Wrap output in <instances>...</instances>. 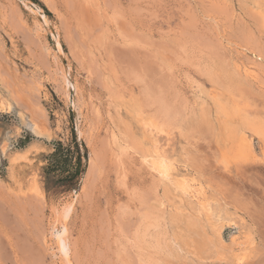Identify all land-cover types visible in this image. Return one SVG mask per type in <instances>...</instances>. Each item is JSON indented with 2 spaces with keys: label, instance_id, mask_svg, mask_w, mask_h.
<instances>
[{
  "label": "rangeland",
  "instance_id": "obj_1",
  "mask_svg": "<svg viewBox=\"0 0 264 264\" xmlns=\"http://www.w3.org/2000/svg\"><path fill=\"white\" fill-rule=\"evenodd\" d=\"M0 93V264H235L250 230L239 264H264V140L235 162L224 128L264 119V0H0Z\"/></svg>",
  "mask_w": 264,
  "mask_h": 264
},
{
  "label": "bare ground",
  "instance_id": "obj_2",
  "mask_svg": "<svg viewBox=\"0 0 264 264\" xmlns=\"http://www.w3.org/2000/svg\"><path fill=\"white\" fill-rule=\"evenodd\" d=\"M214 70H215V68H213ZM209 71V70H208ZM207 71V72H208ZM211 72H212V70H211ZM214 72V71H213ZM213 74V73H212ZM216 74V73H215ZM66 80H68V78H67V76H65V81ZM216 91H218V90H216ZM216 93V92H215ZM214 93V94H215ZM213 94V95H214ZM220 94V93H219ZM223 94H224V92H223ZM215 96V95H214ZM230 98H231V96H230ZM227 100V99H226ZM133 102V101H132ZM231 102H233V100L231 101ZM237 102V101H236ZM134 103V102H133ZM235 103V102H234ZM236 104V103H235ZM10 101L8 100V98L6 97V96H4L3 94H1L0 93V108L1 109H8L9 107H10ZM117 105V104H116ZM163 105V104H162ZM238 105V104H237ZM161 107H163V106H160V108ZM240 107V106H239ZM126 108H128V107H126ZM159 108V107H158ZM158 108H157V110H158ZM159 108V109H160ZM164 108V107H163ZM163 108H161V112H165V111H168V112H170L169 110H166L165 108H164V110H163ZM130 108H128V110H129ZM241 109V108H240ZM239 109V110H240ZM119 110H120V108H119ZM131 110V109H130ZM217 112L220 114V115H222L224 118H228L229 116H230V113H228L225 109H224V107L222 106V105H218L217 104ZM242 110V109H241ZM7 111V110H6ZM215 111V110H214ZM129 112V111H128ZM127 112V113H128ZM133 112V111H132ZM241 112V111H240ZM243 112V111H242ZM120 113H121V111H120ZM124 113V112H123ZM131 113V112H130ZM165 113H167V112H165ZM164 113V114H165ZM190 113V112H189ZM189 113L188 114H186L187 116L189 115ZM122 114V113H121ZM153 115H156V114H154V112L152 113ZM169 114V113H168ZM170 114H172L173 115V113H170ZM176 114V113H175ZM165 115H167V114H165ZM192 115H194V114H192ZM216 115V114H215ZM126 116V115H125ZM169 116V115H168ZM174 117H175V119L173 120V121H176V119H177V117L175 116V115H173ZM185 116V115H184ZM186 116V117H187ZM127 117H129V116H127ZM148 117H149V115H148ZM155 117V116H154ZM156 117H158V116H156ZM159 117H161V116H159ZM158 117V118H159ZM167 116H165L164 118L163 117H161L162 119H165ZM172 116L170 115V119H172L171 118ZM135 118V117H134ZM181 118V117H180ZM184 118V117H183ZM128 119V118H127ZM142 119V118H141ZM167 120V118L165 119V121ZM182 120V119H181ZM181 120H179L180 121V123H181ZM184 120V119H183ZM164 120H163V123H169L170 124V126L171 127H175V126H177V124L176 123H174L172 120H168V122L166 121L165 122ZM170 121V122H169ZM218 121V120H217ZM30 122H32L33 123V121H30ZM131 122V121H130ZM143 122V121H142ZM159 121L157 120V119H155V118H153V116L151 117V118H149V119H147V121H146V124L145 125H147L148 127L147 128H149V130H152V129H155V130H157V128H159L160 127V129L162 128V126H158V124H160V123H158ZM171 122H173V123H171ZM178 122V121H177ZM240 123V124H239ZM239 123H229L228 122V120H226V122H225V126H224V128H226V130H225V138H226V140L227 141H229V143L231 144V145H233L231 148H230V154H231V156L234 158V161L235 162H243V161H246L247 159H249L250 158V154H251V142H252V138H254V137H256V138H258V139H261V140H264V119H258V118H250V117H248V116H243L242 118H241V120H240V122ZM167 124H162L163 125V129H159L160 131H162L163 132V130H164V126L166 125L167 126ZM168 124V125H169ZM173 124H175V125H173ZM179 124V123H178ZM218 126L217 127H219L220 125H219V121H218ZM33 127H34V129L36 130V131H39V133L41 132V131H44V129H45V127H44V124L43 123H41V122H39V121H36V122H34L33 123ZM129 125H131V124H129ZM179 125H181V124H179ZM137 126H138V124H137ZM142 126V125H141ZM144 126V125H143ZM143 126H142V130H143V132H144V129H143ZM169 126V127H170ZM145 127V126H144ZM168 127V128H169ZM179 128H177V129H180L181 130V127L180 126H178ZM140 128V127H139ZM176 128V127H175ZM174 128V129H175ZM48 129V128H47ZM136 129V128H135ZM134 129V130H135ZM145 129H146V127H145ZM167 129V128H166ZM169 129H171V128H169ZM219 129V128H218ZM139 130V129H138ZM135 131H137V130H135ZM159 131V132H160ZM165 132H166V130H164ZM220 131H221V127H220ZM159 132H156V134L157 133H159ZM179 132V131H178ZM177 132V133H178ZM36 133H38V132H36ZM35 133V134H36ZM120 133V132H119ZM136 133V132H135ZM150 133V132H149ZM186 133V132H185ZM220 133V132H219ZM41 134V133H40ZM153 134V133H152ZM151 134V135H152ZM155 134V133H154ZM155 134V135H156ZM176 134V133H175ZM181 134V133H180ZM188 134V133H187ZM39 135V134H38ZM120 135V134H119ZM136 135H138V134H136ZM177 135V134H176ZM127 136V135H126ZM147 136V135H146ZM159 136V134L158 135H156V137L154 136L153 137V139L154 138H156L157 139V137ZM145 137V136H144ZM223 137V136H222ZM222 137H221V139H222ZM118 138V137H117ZM127 138V137H126ZM182 138V137H181ZM116 140H118V139H116ZM123 140H124V138H123ZM121 141V140H120ZM120 141H118V142H120ZM141 141V140H140ZM145 141V140H144ZM181 141H183V140H181ZM256 141H258V140H256ZM142 142V141H141ZM147 143H148V141H147ZM258 143V142H257ZM260 143V142H259ZM116 144V143H115ZM181 144V143H180ZM185 144V143H184ZM254 144V143H253ZM117 146H118V144H116ZM145 145V144H144ZM152 146H153V144H151ZM157 145H159L158 144V139H157V144H156V146ZM218 145H219V143H218ZM258 145H260V144H258ZM154 146H155V144H154ZM153 146V147H154ZM155 146V147H156ZM181 146V145H180ZM186 146H187V143H186ZM220 146V145H219ZM226 146V145H225ZM228 146V145H227ZM261 146V145H260ZM120 147V146H119ZM146 147H148V145H146ZM152 147V148H153ZM154 147V148H155ZM167 147V146H166ZM253 147V146H252ZM5 148V147H4ZM122 148V147H121ZM120 148V149H121ZM157 148H158V146H157ZM117 149H119L118 147H117ZM119 149V151L121 152V150H123V148L120 150ZM156 149V148H155ZM174 149H176V148H174ZM181 149H183V146H182V148ZM150 150V149H149ZM157 150V149H156ZM159 150V149H158ZM254 150V149H253ZM155 151V150H154ZM163 151H164V149H163ZM170 151H173V149H171ZM183 151V150H182ZM159 152H160V150H159ZM161 152H162V150H161ZM167 152V151H166ZM166 152L164 151V153L166 154ZM225 152V151H224ZM148 153V152H147ZM156 152H152V154H150L149 156H148V158H147V156H145L146 157V159H145V164L147 163V166L149 167L148 169H153L155 172H154V174H157L158 175V177H159V179L160 180H169V178H170V176H172L171 175V160L169 161L166 157H165V155L162 153L161 155H164V156H161V155H156L155 154ZM169 153H172V152H169ZM183 153V152H182ZM189 153V152H188ZM258 153V152H257ZM256 153V154H257ZM184 154V153H183ZM260 154V153H259ZM24 156V154H18V156L19 157H21V156ZM188 155V154H187ZM252 155V154H251ZM258 155V154H257ZM144 156V155H143ZM167 156V155H166ZM259 156V155H258ZM144 157V158H145ZM183 157V156H182ZM260 157V156H259ZM184 158V157H183ZM186 158V157H185ZM229 158V157H228ZM252 158V157H251ZM171 159H173V157L171 158ZM230 159V158H229ZM255 159V158H254ZM259 159V158H258ZM232 161V160H231ZM234 161H232V162H234ZM254 161V160H253ZM256 161V160H255ZM92 159H90V163L92 164ZM143 162V163H144ZM234 162V163H235ZM226 164V163H225ZM233 164V163H232ZM181 165H182V163H181ZM178 166V165H177ZM176 166V167H177ZM183 166V165H182ZM185 166V165H184ZM183 166V167H184ZM224 166V165H223ZM174 167V166H173ZM176 167H174V168H176ZM227 168H228V165H227ZM184 169H185V167H184ZM152 170V171H153ZM181 170H182V168H181ZM186 170V169H185ZM156 175V176H157ZM173 176H175V175H173ZM157 177V178H158ZM182 176H180V178H181ZM178 178V177H177ZM184 178V177H183ZM174 179H176V178H174ZM188 179V178H187ZM183 180V179H182ZM185 180V179H184ZM183 180V182H181L180 181V183H176V186H179V188L181 187V188H185V189H187L189 186H188V183H186L185 181ZM190 180V179H189ZM171 181V180H170ZM188 181V180H187ZM161 182V181H160ZM190 182V181H189ZM192 182H193V180H192ZM191 183V182H190ZM172 185V184H171ZM175 185V184H174ZM190 186H192V185H190ZM194 187V186H193ZM189 189V188H188ZM187 189V190H188ZM199 189H200V187H199ZM191 190V188L189 189V191ZM195 189H193V191H194ZM186 191V190H185ZM196 191H197V189H196ZM201 191H202V189H201ZM201 191H199L200 193H201ZM182 192V191H181ZM190 192H192V190L190 191ZM189 192V193H190ZM198 192V191H197ZM196 192V193H197ZM182 193H184V192H182ZM187 193V192H186ZM202 193H203V191H202ZM188 194V193H187ZM179 195V194H178ZM183 195H185V193L183 194ZM202 195V194H201ZM204 195V194H203ZM187 196V195H186ZM190 196V195H189ZM197 196V195H196ZM192 197H193V194H192ZM194 198H195V196H194ZM199 199H201V197L199 198ZM202 199H203V197H202ZM206 199V198H205ZM197 200V198H196V204H198L199 203V205H200V209H202V211L205 213V212H207L208 211V209L210 208V203L208 202V201H206V200ZM209 199H211V198H209ZM193 200V199H192ZM198 201V202H197ZM170 205V204H169ZM66 206V205H65ZM227 207V206H226ZM158 208V207H157ZM170 208V207H169ZM172 208V207H171ZM187 208V207H186ZM71 209H72V205H67L66 207H65V211H64V213H65V215H68L69 213H70V211H71ZM161 209V208H160ZM176 209V208H175ZM158 210V209H157ZM178 210H179V208H178ZM173 211H175L174 210V208H173ZM172 211V212H173ZM166 212V211H165ZM200 212V211H199ZM197 213H198V211H197ZM209 213H210V211H209ZM162 214H163V212H162ZM217 214V213H216ZM156 215H158V213L156 214ZM176 215V214H175ZM174 215V216H175ZM178 215V214H177ZM177 215H176V217H177ZM201 215V213L199 214V216ZM228 215V214H227ZM155 216V215H154ZM154 216H153V218H154ZM173 216V215H172ZM156 217L157 216H155V218L154 219H156ZM160 216H158L157 218H159ZM162 217V216H161ZM202 217V216H201ZM232 217V216H231ZM178 218V217H177ZM198 218V217H197ZM197 218H192L191 220V222H190V226H192V227H198V221H197ZM152 219V218H151ZM164 220V219H163ZM166 220V219H165ZM168 220V219H167ZM166 220V221H167ZM173 220V219H172ZM178 220V219H177ZM180 220V219H179ZM219 220V219H218ZM232 220V219H231ZM143 221V220H142ZM145 221H146V218H145ZM149 221V220H148ZM153 221V220H152ZM156 221H158V219L156 220ZM223 221V220H222ZM144 222V221H143ZM147 222V221H146ZM172 222V221H171ZM224 222H227V220L226 221H224ZM230 222V221H229ZM152 223H155L154 221L152 222ZM158 223H160V222H157V224ZM165 223V222H164ZM174 223V222H173ZM223 223V222H222ZM232 223V222H231ZM147 224H148V222H147ZM227 224V223H226ZM235 223H233L232 225H234ZM141 225H142V222H141ZM144 225V224H143ZM142 225V226H143ZM153 225V224H152ZM156 225V224H155ZM167 225V224H166ZM213 225V224H212ZM231 225V224H230ZM231 225V226H232ZM148 225H146V229L147 228H150L151 227V225H150V227H147ZM154 226V225H153ZM156 226H159V225H156ZM164 226V225H163ZM162 226V227H163ZM214 226V225H213ZM223 226V225H222ZM225 226H227V225H225ZM161 226H159V228H160ZM165 227V226H164ZM143 228V227H142ZM144 228H145V226H144ZM154 228H156L155 226H154ZM167 228V227H166ZM169 228V227H168ZM219 225L217 224H215V226H214V230H215V234H216V237H217V244L219 245V247L220 246H222V248L224 247L223 246V243H222V241H224V242H226V240H224V239H222V241H221V239H220V237L221 236H219ZM223 228V227H222ZM141 229V228H140ZM139 229V230H140ZM151 229H152V227H151ZM162 229H164V228H162ZM239 229H242V228H239ZM247 229V228H246ZM144 229H142V231H143ZM159 230V229H158ZM208 230V229H207ZM223 230V229H222ZM151 231V230H150ZM149 231V232H150ZM153 231H154V229H153ZM160 231V230H159ZM166 231V230H165ZM164 231V232H165ZM220 231H221V229H220ZM243 231V230H242ZM251 231V230H250ZM249 231V232H250ZM238 232V231H237ZM236 232V233H237ZM249 232L247 233V232H245V233H240V234H238V235H232V236H230V238H229V241H227V245H228V243H229V245H228V250H229V252L231 251L232 253V255L231 256H233V259H234V262H235V264H239L240 262H242V261H244V259L245 258H247L246 256H247V254H248V250H249V248H250V244H252V240H253V238H252V236L251 235H253V234H249ZM65 233H66V228H64V232L61 234V236H60V239H59V241H60V248H61V250H62V253L64 254V256H68V252H69V245H68V243H67V241H66V238H65ZM145 233H146V231H145ZM140 234V235H147V237H149L148 236V234ZM166 233V232H165ZM165 233H163V231H162V234H160V235H164ZM171 233V232H170ZM158 234V233H157ZM169 234V233H168ZM139 235V234H138ZM165 235H167V234H165ZM173 235V234H172ZM221 235V234H220ZM154 236V235H153ZM158 235H156V237H157ZM161 236V237H162ZM171 236V235H170ZM223 236V235H222ZM228 236V237H229ZM142 237V236H141ZM146 237V236H145ZM173 237V236H172ZM143 238V237H142ZM150 238V237H149ZM159 239H160V237H158ZM171 238V237H170ZM139 239V238H138ZM141 239V238H140ZM139 239V240H140ZM144 239H146V238H144ZM152 238H150V240H151ZM163 239V238H162ZM173 239V238H172ZM228 239V238H227ZM147 240V239H146ZM149 240V241H150ZM154 240H155V236H154ZM156 240H157V238H156ZM161 240V239H160ZM160 240L159 241H156V242H159L158 244H160L161 242H160ZM168 240V239H167ZM176 240V239H175ZM145 241V240H144ZM164 241V240H163ZM174 241V240H173ZM177 241V240H176ZM254 241V240H253ZM142 242V241H141ZM146 242V241H145ZM153 242V241H152ZM143 243V242H142ZM151 243V242H150ZM165 243V242H164ZM167 243V242H166ZM174 243H176V242H174ZM148 244H149V242H148ZM152 244V243H151ZM150 244V245H151ZM158 244H156V246L158 245ZM162 244V243H161ZM173 244V243H172ZM171 244V245H172ZM145 245V244H144ZM143 245V246H144ZM150 245L148 246V248L150 247ZM155 245V244H154ZM253 245V244H252ZM153 246V245H152ZM156 246H154V247H156ZM160 246V245H159ZM158 246V247H159ZM166 246V245H165ZM174 246V245H173ZM176 246V245H175ZM146 247V246H145ZM177 247H178V245H177ZM192 247V246H191ZM252 247V246H251ZM167 248V247H166ZM179 248V247H178ZM177 248V249H178ZM180 248H181V246H180ZM193 248V247H192ZM221 248V247H220ZM221 248V249H222ZM141 249H142V247H141ZM150 249V248H149ZM152 249V248H151ZM150 249V250H151ZM155 249V248H154ZM160 249V248H159ZM210 249V248H209ZM153 250V249H152ZM158 250V249H157ZM156 249H155V251H157ZM165 250V249H164ZM179 250V249H178ZM182 249H180V251H181ZM220 250V249H219ZM223 250H225L224 248H223ZM154 251V252H155ZM183 251V250H182ZM212 251V250H211ZM221 251V250H220ZM213 252V251H212ZM211 252V253H212ZM229 252H226V253H229ZM235 252V253H234ZM160 253H161V251H160ZM174 253V252H173ZM182 253H184V252H182ZM188 253H190V252H188ZM251 253V252H250ZM181 254V253H180ZM191 254H192V252H191ZM158 255H159V251H158ZM219 255V254H218ZM221 255V254H220ZM226 255L227 254H225V257H226ZM161 256H163V255H161ZM194 256V255H193ZM228 256V255H227ZM248 256H249V254H248ZM160 257V256H159ZM164 257V256H163ZM167 257H169V256H167ZM174 257V256H173ZM225 257H223V258H225ZM158 258V257H157ZM213 258V257H212ZM211 258V259H212ZM218 258H220V257H218ZM217 258V259H218ZM222 258V259H223ZM232 258V257H231ZM230 257L227 259L226 258V260L228 261L229 259H231ZM215 259V258H214ZM157 260V259H156ZM199 260V259H198ZM205 260V259H204ZM206 260H208V259H206ZM220 260V259H219ZM225 260V261H226ZM147 261V260H146ZM149 261V260H148ZM154 261V260H153ZM160 261V260H159ZM203 261V260H202ZM224 261V260H223ZM229 261H232V260H229ZM156 262V261H155ZM204 262V261H203ZM161 264H162V262H161ZM230 264H231V262H230ZM234 264V263H233Z\"/></svg>",
  "mask_w": 264,
  "mask_h": 264
},
{
  "label": "trees",
  "instance_id": "obj_3",
  "mask_svg": "<svg viewBox=\"0 0 264 264\" xmlns=\"http://www.w3.org/2000/svg\"><path fill=\"white\" fill-rule=\"evenodd\" d=\"M75 174L77 175V170L75 171L74 174H72V177H74L73 175H75ZM71 186H73V188H75V186H76L75 182L68 183V184L65 186V188H70Z\"/></svg>",
  "mask_w": 264,
  "mask_h": 264
}]
</instances>
